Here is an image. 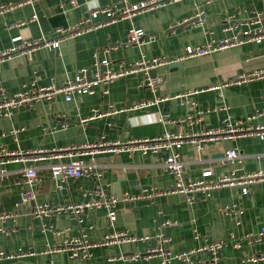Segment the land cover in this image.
Masks as SVG:
<instances>
[{
	"label": "crops",
	"instance_id": "1",
	"mask_svg": "<svg viewBox=\"0 0 264 264\" xmlns=\"http://www.w3.org/2000/svg\"><path fill=\"white\" fill-rule=\"evenodd\" d=\"M25 0H0L19 3ZM144 0H38L0 16V50H7L14 39L55 38V30L78 24L97 8L117 7L126 2ZM264 10V0H183L160 9L137 14L132 18L89 31L76 38H66L57 48H40L31 54H16L0 64V90L16 94L33 81L41 86L62 85L74 79L81 69H96L102 59L112 61L120 70L147 58L177 59L189 46H204L222 41L226 19L233 15L250 18ZM201 23L197 16L199 14ZM37 20L33 21V16ZM147 35L143 45H129L131 30ZM173 64L174 67L171 65ZM155 69V88L148 86L142 73L129 75L109 85V94L98 90L95 95L81 96L67 102L58 96L53 102H40L21 107L10 117L0 116V150L54 151L92 144L105 138L110 141L154 138L166 133L182 136L224 127L227 119L245 122L255 112L264 113V80L226 88L211 89L235 79L239 74L264 69V43H247L206 56L194 57ZM178 65V66H177ZM153 71V70H152ZM151 71V72H152ZM166 99L144 110L114 114V109H128L140 100ZM227 110H221L222 106ZM100 112L101 118L90 119ZM202 112V120L189 116ZM163 116L167 121L163 120ZM90 119L82 122L83 119ZM191 121V122H190ZM264 125V115L254 126ZM236 149L240 159L235 164L221 165L229 150ZM186 166L185 179H200L206 170L214 176L252 173L264 170V137L245 136L227 141L209 142L202 151L186 142L180 150ZM164 155L102 153L83 157L95 164L97 176L61 181L51 177L55 161L36 164L41 179L36 198L27 204L16 203L23 188L22 171L29 164H6L4 181L0 180V215L13 214L0 227V264H163L161 257L146 259L153 249L163 248L177 254L213 241L229 240L217 264H264L251 261L264 255V238L258 242L246 239L264 228V183L242 189L225 188L208 200L189 203L181 194L158 196L151 200L125 201L123 195L139 194L145 188L171 189L176 180L164 165ZM1 177V176H0ZM100 187L118 200V218L109 225L107 210H87L80 223L76 215L38 218L35 207L41 203L68 205L90 200ZM25 188V186H24ZM236 206L238 214L226 210ZM195 231L200 240L195 238ZM112 233H122L135 240L100 245L92 249L89 260L74 258L65 250L72 241L86 234L91 243L105 241ZM141 255L138 259L134 257ZM198 264H210L208 253L196 256ZM168 264H182L173 260Z\"/></svg>",
	"mask_w": 264,
	"mask_h": 264
},
{
	"label": "built area",
	"instance_id": "2",
	"mask_svg": "<svg viewBox=\"0 0 264 264\" xmlns=\"http://www.w3.org/2000/svg\"><path fill=\"white\" fill-rule=\"evenodd\" d=\"M38 0H25L24 2L15 3H3L0 2V16L7 14L10 11L16 10L27 4H34ZM183 0H144L139 3L126 2L122 9L117 7H103L92 10L88 16L82 18L78 24L67 28H58L55 30V38L53 40L41 38L36 40H25L21 37L14 39V44L7 50H0V64L7 58H10L16 54H31L40 48H57L60 42L66 38H76L89 31L98 30L103 26L112 25L118 21L132 18L133 16L149 11H154L171 3L181 2ZM69 3L73 6L77 5V0H69ZM235 14L226 19V25L224 31L228 33L226 37L220 42H211L204 46H189L186 48L183 56L177 59H169L166 57H152L147 58L142 56L140 60L134 64L124 67L120 70L112 68V61L105 58L96 66V69H81L78 71L74 79L69 80L62 85L51 84L49 86H41L35 80L25 90L16 94H8L7 92L0 90V116L10 117L15 110L21 107H31L40 102H53L58 96H63L67 102H71L76 98L87 95H95L98 90L102 91L103 95L109 94V85L115 81L125 78L129 75H135L142 73L148 82V86L155 88V84L159 83L158 80H154L149 77L152 70L177 63L189 58L206 56L208 54L218 52L221 50L241 46L247 43H264V10L262 12H255L250 18H239ZM199 14L197 22L200 21ZM38 18L33 16L32 20L36 21ZM147 35L140 29L131 30L127 38L129 45H143ZM149 39V37H148ZM147 39V40H148ZM256 80H264V69L256 70L254 72L239 74L235 79L225 82L220 86L212 87L211 89L220 92V97H223L222 91L226 88L246 84ZM166 99L154 97L149 100H140L132 104L128 109H114V114L124 113L126 111H138L144 110L151 106L159 105ZM221 110H227L224 105ZM202 112L196 116H189L191 120L194 118V122L202 120ZM104 114L100 112L94 113L90 119L101 118ZM262 112H255L245 122L233 121L231 118L224 122V127L216 130H204L200 134L182 136L177 134L166 133L161 137L154 138H141V139H127L123 141H110L105 138H101L92 144H85L81 146H72L64 149L54 151H12L2 148L0 150V180L4 181L7 176V170L2 167L6 164L24 163L29 164L22 171L21 185L23 188L20 192V198L22 204H27L34 201L36 198L37 186L41 179L38 174L37 163L42 161H55L51 164V177L61 181L73 178L80 179L83 177L97 176L95 164L85 162L83 157L102 153H115V154H129L130 156L141 153L142 155H164V165L166 169L174 176L176 183L169 190H158L157 188H145L137 195H131L125 193L123 199L125 201H140L151 200L158 196H165L170 194H181L185 197L189 203H195L199 199L208 200L212 197L213 193L225 188L242 189L244 194H247L254 184L264 183V170H259L252 173L237 174L236 171H232L229 175L219 176L217 178H211L214 176L212 170H206L203 173V177L200 179H185L186 166L182 159V155L178 150L182 146L189 142L193 144L197 151H202L206 143H213L217 141H227L235 138H242L245 136H257L264 137V125L254 126V121L263 116ZM90 119H83L82 122H87ZM163 120L167 121V118L163 116ZM191 122V121H190ZM240 159V156L236 149L229 150L225 157L221 159V165L226 166L235 164ZM25 186V188H24ZM92 197L90 200L82 203L68 204V205H53L50 203H41L35 207L34 215L38 218H53L56 216H63L65 214L76 215L79 222L82 223L83 214L93 208H104L107 210L109 225L114 226L118 218V200L115 196L109 195L105 190L100 187L90 194ZM227 214L239 212L236 210V206L230 207L226 210ZM16 215L3 214L0 215V223L3 224L8 219H14ZM0 231L5 232L3 227H0ZM195 238L200 240V234L195 231ZM264 238V228H262L259 234H249L246 239L251 242H258ZM236 236L231 234L229 240L213 241L190 251H183L177 254H171V252L160 249H153L147 253L144 257L151 259L156 256L162 258L163 264H168L173 260L179 261L182 264H198V258L196 257L200 253H208L212 257L210 264H217L221 257V252L229 243H234L237 247L239 244L235 243ZM135 240L134 238H128L122 233H112L106 237L105 241L101 244L91 243L88 240L86 234H83L80 238L72 241L66 246L65 250L71 252L74 258L82 260H89L92 257V249L100 245ZM5 253L0 254V258L4 257ZM141 255H137L134 258L138 259ZM251 261H262L264 255L259 257L250 258Z\"/></svg>",
	"mask_w": 264,
	"mask_h": 264
},
{
	"label": "water",
	"instance_id": "3",
	"mask_svg": "<svg viewBox=\"0 0 264 264\" xmlns=\"http://www.w3.org/2000/svg\"><path fill=\"white\" fill-rule=\"evenodd\" d=\"M172 67H174L173 66V64L171 65ZM178 66V65H177ZM157 72H156V70H153L152 72H150V74L152 75V76H155V74H156ZM58 183H59V185L61 184V178L58 180ZM16 203H21V198H20V196H18V197H16Z\"/></svg>",
	"mask_w": 264,
	"mask_h": 264
}]
</instances>
